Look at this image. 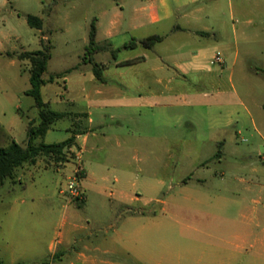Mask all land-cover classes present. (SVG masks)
<instances>
[{
	"label": "rangeland",
	"instance_id": "374dc122",
	"mask_svg": "<svg viewBox=\"0 0 264 264\" xmlns=\"http://www.w3.org/2000/svg\"><path fill=\"white\" fill-rule=\"evenodd\" d=\"M59 1L0 0V51L36 52L42 49L44 36L49 39L46 43L51 42L52 56L44 79L54 77L55 82L42 88L44 101L53 111L89 112L94 120L97 136L90 137L88 146L98 140L99 148L92 152L82 149L88 173L82 182L87 202L79 206L71 201L66 208L69 196L61 190H66L73 175L72 161L56 164L41 158L25 172L18 169L15 184L8 180L0 187V220L7 207L23 202L39 206L31 224L44 226L46 259L52 256L50 242L64 231L65 217L73 214L79 227L75 247L79 248L89 234L112 237L113 226L121 225L131 212L151 216H140L134 228L144 236L154 233L151 249L145 252L155 257L179 254L191 245L181 239L179 229L163 237L161 231L168 225L232 221L253 225L252 242L264 237V0H202V20L189 26H210L217 38L180 34L159 44L154 52L122 50L120 60L141 54L154 59L161 53L171 64L178 47L191 53L202 44L220 45L213 55L211 72L195 71L175 80L170 100L136 99L123 105L104 101L103 117L96 103H89L70 81L95 69L94 62L114 60L110 52L95 53L88 42L90 24L97 13L92 3L99 5L100 1ZM29 15L44 18L42 30L28 25ZM218 56L227 65L215 62ZM4 62L0 56V64ZM79 65L83 68L73 70ZM1 75L13 79L11 86H0L6 89L8 101L1 119L7 126L13 124L12 139L25 146L27 123L35 121L38 114L34 98L25 94L31 87L30 64L16 61ZM169 75H176V71L170 69ZM77 125L61 120L39 142L61 143L72 136L69 129ZM85 127H89L87 121ZM7 144L6 137H1L0 145ZM74 150L68 151V159ZM15 228L11 231L6 224L0 242L3 237L11 239L18 230ZM19 230L27 231L26 227ZM0 258L5 263L12 260L1 249ZM109 261L116 262L113 258Z\"/></svg>",
	"mask_w": 264,
	"mask_h": 264
},
{
	"label": "crops",
	"instance_id": "0c3cea01",
	"mask_svg": "<svg viewBox=\"0 0 264 264\" xmlns=\"http://www.w3.org/2000/svg\"><path fill=\"white\" fill-rule=\"evenodd\" d=\"M99 1V5L92 3L97 9L96 16L92 18V22L95 21L97 27L96 43L99 47L101 46V49L96 50L95 53L110 52L114 60L113 62L93 63L100 69L103 81L96 78L94 68L88 72L80 73L79 77H74L70 81L72 88L79 89V92L89 103H96V107L101 111L100 116L103 117L105 114L103 111L106 101H118L117 103L123 105L136 99L170 100L174 91L172 84L175 80L186 78L195 71L211 72L210 65L214 62L213 55L220 49L219 44H202L191 53L183 52L182 48L178 47L176 50L177 59L175 58L173 64H170L161 53H157L154 59H151L147 54L119 59L122 50L143 48L148 52H154L159 44L165 43L170 38L178 37L180 34L217 38L215 30L210 26L201 28H190L189 26L198 24L202 20L201 14L204 9L201 5L202 0ZM59 3L58 0L57 4ZM41 19L44 24V18ZM155 35L164 37V40L152 49H145L140 45L135 48L126 47L131 42H139ZM43 40L48 41L49 39L44 36ZM8 53L10 52L0 51V56L6 60L0 64L2 66L0 67V86L13 84L12 77L1 75V71L10 68L16 61H20L17 57L8 56ZM222 60L224 63L219 64L227 65L224 59ZM130 61L131 63L126 64ZM215 62L217 61L215 60ZM86 64L84 62V65ZM82 68V65H79L73 70L77 71ZM170 69H174L176 75H169ZM27 90H25V94ZM7 105L6 89L3 91L0 87V125L3 129L0 131V138L6 137L10 144L15 141L10 135L14 126L13 124L7 126L1 119V115L5 116L6 114ZM164 107L166 108L167 105ZM86 114L89 127L83 134L77 136V146L74 148L83 149L85 147L89 152H92L99 146L98 140L88 146L91 143L90 137L96 138L97 135L93 127L94 120L91 113L87 112ZM7 133L10 138L6 135ZM36 165H25L19 169L25 172L29 170L30 166ZM16 174L15 172L13 179H9L13 180V184L17 182ZM87 178L86 171L84 180ZM133 200L136 199L132 198L131 201ZM86 202L85 194L84 204ZM71 204V201H68L66 208H69ZM39 208L35 204L27 205L23 202L21 205L4 209L5 217L0 220V234H4L6 224H9L11 231L16 229L15 227L18 230L13 232L11 239L3 237L0 242V249L12 259L11 262L5 263L0 258L2 264H16L17 259L27 264V261H35L36 264H44V261H48V264H61L65 261L68 264H125V262L132 264H264V237L256 238L252 242L250 227L253 225L240 226L232 221L164 226L161 231L163 237L171 235L170 232L174 229H179L181 239L191 245L179 254L167 253L155 257L149 251L145 252V250L151 249L154 233L149 231L144 236V234L141 235L138 227L134 228L140 216L145 219L151 217L146 212H131L121 225L113 226L114 235L112 237L87 235L86 242L81 248L75 247L78 241L74 236L79 229L74 221L75 215L73 214L69 218L65 217L62 224L64 231L59 233L60 236L56 240L50 242L48 251L52 256L46 259L45 239L41 232L44 226L43 224L40 226L31 224V218ZM118 219H122V217L118 216ZM259 225V223H255L256 227ZM21 227H26L27 231H20ZM20 233V237H17ZM191 248H195L196 251L190 250ZM111 258L116 262H110Z\"/></svg>",
	"mask_w": 264,
	"mask_h": 264
},
{
	"label": "trees",
	"instance_id": "16d2710c",
	"mask_svg": "<svg viewBox=\"0 0 264 264\" xmlns=\"http://www.w3.org/2000/svg\"><path fill=\"white\" fill-rule=\"evenodd\" d=\"M58 0H54L57 4ZM28 25L37 30L43 29V20L39 17L29 15L27 16ZM97 27L95 21L92 22L91 31L89 35V44L94 52L100 49L96 43ZM164 40L162 36H151L139 42H131L126 47L135 48L142 46L145 49H152L155 45L161 43ZM42 49L36 52H23V53H8L10 57H17L20 61H28L30 63V83L31 87L26 91L28 96L34 98L35 108L37 110L38 117L36 120H30L27 124V142L25 146L18 144L16 141H12L6 146L0 145V187L4 186L9 179H13L17 169L24 167L25 165H36L41 158H49L56 164H65L68 162V151L77 146V136L83 134L86 130L84 123L87 121L86 113H74L65 112L60 113L53 111L50 105L47 104L42 95V88L49 84L54 83V77L49 80L44 79V74L47 72L48 63L51 59L52 45L49 41H41ZM93 60V58H91ZM127 62L126 64H129ZM95 76L98 80L103 81L100 69L95 65ZM264 108V105H263ZM71 120L73 126L69 131L72 136L67 140L56 144H45L39 142L46 134L52 130L56 123L61 120ZM0 125V131H2ZM79 206L84 205L83 202H78ZM0 264H2L0 262ZM27 264V263H18ZM44 264H48V261H44Z\"/></svg>",
	"mask_w": 264,
	"mask_h": 264
},
{
	"label": "built area",
	"instance_id": "2783aa9c",
	"mask_svg": "<svg viewBox=\"0 0 264 264\" xmlns=\"http://www.w3.org/2000/svg\"><path fill=\"white\" fill-rule=\"evenodd\" d=\"M216 61L218 63H224L220 57H217ZM73 162L75 169L73 175L68 178V184L66 190H61L62 194H68L70 201L83 202L85 201V193L82 188V182L86 176V169L83 162V150L75 149L71 153V157L68 162Z\"/></svg>",
	"mask_w": 264,
	"mask_h": 264
}]
</instances>
